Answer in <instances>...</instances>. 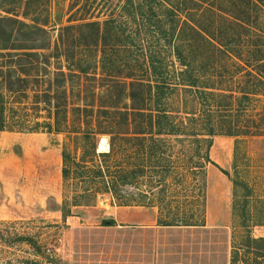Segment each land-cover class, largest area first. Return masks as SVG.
Wrapping results in <instances>:
<instances>
[{"label": "rangeland", "instance_id": "obj_1", "mask_svg": "<svg viewBox=\"0 0 264 264\" xmlns=\"http://www.w3.org/2000/svg\"><path fill=\"white\" fill-rule=\"evenodd\" d=\"M214 1L224 14L188 15L180 11L182 0H0L1 17L34 27L16 31L10 43L47 47L32 50L42 56L28 67L29 81L15 84L24 91L5 92L7 125L17 131L0 132V264H233L236 249V264L264 262L246 246L247 238H264V65L257 59L264 50V7ZM189 16L196 31L184 25ZM92 21L111 32L105 42L66 28ZM12 26L0 25V45ZM57 46L60 57H53ZM178 48L194 59L198 83L189 92L166 88L160 104L179 119L196 111L202 118L187 125L216 132L206 225L162 227L157 207L120 206L109 193L63 218L59 205L81 189L62 178L69 135L47 132L49 124L91 130L96 122L87 123L85 107L97 111L120 98L121 108L130 106L128 91L116 86L102 96L104 76L178 82ZM151 64L159 68L155 75ZM103 138L109 150L107 136L99 145ZM110 219L117 225H103Z\"/></svg>", "mask_w": 264, "mask_h": 264}, {"label": "trees", "instance_id": "obj_2", "mask_svg": "<svg viewBox=\"0 0 264 264\" xmlns=\"http://www.w3.org/2000/svg\"><path fill=\"white\" fill-rule=\"evenodd\" d=\"M250 2L257 8L264 7V0H249ZM211 3L215 1L193 0V5L188 6L186 0H182L179 7L180 11H186L188 15L195 14L196 11L200 14H224L222 8L216 10ZM167 11L172 12L169 8ZM192 19V16H189L184 25L195 30L190 22ZM108 21L106 25L110 23ZM4 23H10L13 28L7 33V38H4L5 43L0 45V132H16L15 128L7 125L5 92L24 91L22 88H15V84L29 81L32 68L28 67H32L35 60L42 56L40 52L32 50L47 47L11 44L16 31L28 29L33 32L34 27L11 17L0 16V25ZM66 28H76L82 34L88 31L89 37L97 39V42L103 38L105 42L106 36L111 34L107 28L102 32L101 24L97 21ZM59 51L57 46L50 55L60 57ZM65 53L70 55L69 51ZM176 53L181 64L177 75L178 82L172 84L163 79L145 80L132 76L134 74L127 76L129 81L104 76L102 96L103 93L108 95L116 86L121 92L128 91L130 106L121 108L119 105L123 98H120L119 102L101 103L97 111L85 107V117L90 121L87 123L96 122L95 128L91 130H61L58 120L55 122V128L54 124H49L47 132L65 131L69 135L62 145V178L64 183L73 180L81 189L74 193L72 200L64 198L59 205L58 209L63 218L71 216L73 208L90 206L98 195L109 193L120 206L157 207V223L162 227L206 225L207 167L209 164H215L210 156V149L213 146L211 137L216 132L213 128L204 130L187 125V122L202 118L196 111L187 112L188 118L179 119L161 107L166 88L181 87L185 92H189L198 83L194 79V59L188 57L185 49L178 48ZM239 55L242 56L240 53L233 54L234 57ZM257 59L259 65H264V50H259ZM158 69L155 64H151L148 71L155 75ZM87 71L80 67V73L88 74ZM261 82L264 83L263 80ZM62 86V83H58V87ZM203 91L214 95V92ZM44 94L48 98L52 96L51 92ZM157 98L158 105L153 108L152 101ZM56 111L60 112L58 105ZM101 135L109 138L108 151L99 150L98 138ZM228 135L239 134L230 131ZM103 225L115 226L117 222L115 219L103 220ZM247 239L245 245L253 246L258 252L255 255L264 258V238ZM238 255L236 249L233 264L238 262Z\"/></svg>", "mask_w": 264, "mask_h": 264}, {"label": "bare ground", "instance_id": "obj_3", "mask_svg": "<svg viewBox=\"0 0 264 264\" xmlns=\"http://www.w3.org/2000/svg\"><path fill=\"white\" fill-rule=\"evenodd\" d=\"M102 142L100 144L99 150L100 151H108V142L106 138L101 139Z\"/></svg>", "mask_w": 264, "mask_h": 264}, {"label": "crops", "instance_id": "obj_4", "mask_svg": "<svg viewBox=\"0 0 264 264\" xmlns=\"http://www.w3.org/2000/svg\"><path fill=\"white\" fill-rule=\"evenodd\" d=\"M3 132H6V131H3Z\"/></svg>", "mask_w": 264, "mask_h": 264}]
</instances>
